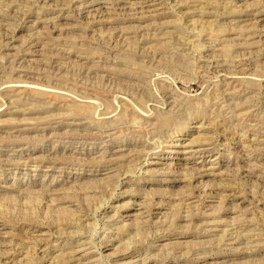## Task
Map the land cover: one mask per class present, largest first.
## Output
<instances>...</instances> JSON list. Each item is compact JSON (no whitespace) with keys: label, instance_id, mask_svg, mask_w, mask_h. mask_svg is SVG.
Returning <instances> with one entry per match:
<instances>
[{"label":"rangeland","instance_id":"obj_1","mask_svg":"<svg viewBox=\"0 0 264 264\" xmlns=\"http://www.w3.org/2000/svg\"><path fill=\"white\" fill-rule=\"evenodd\" d=\"M0 264H264V0H0Z\"/></svg>","mask_w":264,"mask_h":264},{"label":"bare ground","instance_id":"obj_2","mask_svg":"<svg viewBox=\"0 0 264 264\" xmlns=\"http://www.w3.org/2000/svg\"><path fill=\"white\" fill-rule=\"evenodd\" d=\"M171 151V150H170Z\"/></svg>","mask_w":264,"mask_h":264}]
</instances>
